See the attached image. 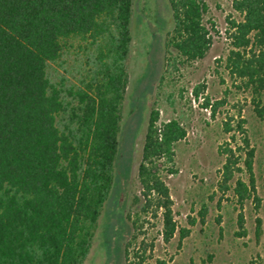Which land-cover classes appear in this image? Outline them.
Returning <instances> with one entry per match:
<instances>
[{
    "label": "trees",
    "instance_id": "1",
    "mask_svg": "<svg viewBox=\"0 0 264 264\" xmlns=\"http://www.w3.org/2000/svg\"><path fill=\"white\" fill-rule=\"evenodd\" d=\"M166 1L173 28L165 48L185 63L202 59L211 43L207 5ZM232 1L240 20L229 22L225 67L251 91L262 118L264 0ZM131 18L132 0H0V264H85L116 177L129 172L118 134ZM158 121L153 108L137 168L139 192L125 220L134 240L145 224L160 220L156 235L168 244L178 227L165 179L174 173V145L185 131L175 118ZM244 122L235 131L225 124L224 131L240 132L247 149ZM252 152L244 162L248 185L233 187L241 201L254 192ZM219 154L226 183L235 150L226 144ZM188 233L178 229V243ZM155 242L141 238L131 257V242L125 244L123 264H169L154 256Z\"/></svg>",
    "mask_w": 264,
    "mask_h": 264
},
{
    "label": "rangeland",
    "instance_id": "2",
    "mask_svg": "<svg viewBox=\"0 0 264 264\" xmlns=\"http://www.w3.org/2000/svg\"><path fill=\"white\" fill-rule=\"evenodd\" d=\"M203 1L208 7L203 20L210 47L202 59L185 63L165 48L173 28L167 1L132 0L128 81L118 134L121 157L129 158V172L125 178L116 177L85 264H123L125 244L131 242V257L141 238L149 244L153 236L154 256L169 264H264V94L259 118L251 91L232 79L225 67L231 50L229 22L240 20L233 1ZM153 108L159 112L158 123L175 118L185 131L184 139L174 145V173L165 179L173 219L178 229L189 232L181 243L178 229L168 244L163 243L156 235L160 220L145 224L143 235L134 240L125 220L131 198L139 192L137 168ZM240 120L245 121L247 149L240 132L224 131L225 124L235 131ZM226 144L235 150V165L232 178L224 183L225 156L219 151ZM250 149L254 192L241 201L233 187L236 181L248 185L244 162Z\"/></svg>",
    "mask_w": 264,
    "mask_h": 264
}]
</instances>
